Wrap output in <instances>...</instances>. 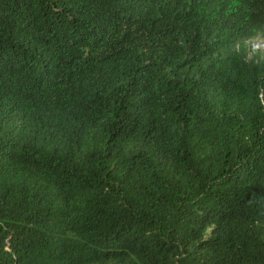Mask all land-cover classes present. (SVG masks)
<instances>
[{
	"label": "trees",
	"instance_id": "trees-1",
	"mask_svg": "<svg viewBox=\"0 0 264 264\" xmlns=\"http://www.w3.org/2000/svg\"><path fill=\"white\" fill-rule=\"evenodd\" d=\"M264 0H0V264H264Z\"/></svg>",
	"mask_w": 264,
	"mask_h": 264
},
{
	"label": "rangeland",
	"instance_id": "rangeland-1",
	"mask_svg": "<svg viewBox=\"0 0 264 264\" xmlns=\"http://www.w3.org/2000/svg\"><path fill=\"white\" fill-rule=\"evenodd\" d=\"M244 51L250 59L259 60L264 58V38L258 36L245 41Z\"/></svg>",
	"mask_w": 264,
	"mask_h": 264
}]
</instances>
